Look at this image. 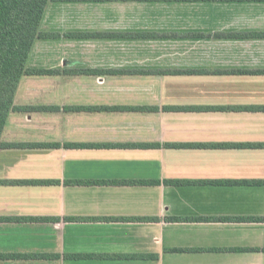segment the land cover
<instances>
[{
  "label": "crops",
  "instance_id": "1",
  "mask_svg": "<svg viewBox=\"0 0 264 264\" xmlns=\"http://www.w3.org/2000/svg\"><path fill=\"white\" fill-rule=\"evenodd\" d=\"M39 31L58 73L0 141L55 146L0 148V255L45 258L0 264H264V0L51 1Z\"/></svg>",
  "mask_w": 264,
  "mask_h": 264
},
{
  "label": "trees",
  "instance_id": "2",
  "mask_svg": "<svg viewBox=\"0 0 264 264\" xmlns=\"http://www.w3.org/2000/svg\"><path fill=\"white\" fill-rule=\"evenodd\" d=\"M51 1L75 0H0V137L8 115L12 111L29 110L13 105L14 95L23 76L54 75L57 71L28 69V56L36 39L57 38L54 33L39 31L47 4ZM68 36V35H65ZM55 145H22L5 144L0 141V148H53ZM18 184H49L51 182L31 181L16 182ZM74 184H106L107 182H72ZM116 183V182H115ZM118 183V182H117ZM135 184L121 182L120 184ZM179 184L180 182H166ZM137 184H144L140 182ZM32 219V218H29ZM44 256L0 255L3 259H34Z\"/></svg>",
  "mask_w": 264,
  "mask_h": 264
}]
</instances>
